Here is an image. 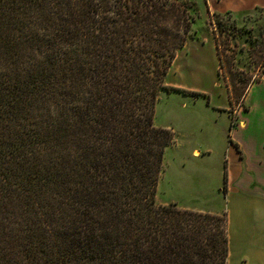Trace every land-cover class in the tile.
I'll return each instance as SVG.
<instances>
[{
    "label": "trees",
    "instance_id": "trees-1",
    "mask_svg": "<svg viewBox=\"0 0 264 264\" xmlns=\"http://www.w3.org/2000/svg\"><path fill=\"white\" fill-rule=\"evenodd\" d=\"M190 8L0 0V264H226L224 211L154 197L158 92L203 95L163 82Z\"/></svg>",
    "mask_w": 264,
    "mask_h": 264
},
{
    "label": "rangeland",
    "instance_id": "rangeland-1",
    "mask_svg": "<svg viewBox=\"0 0 264 264\" xmlns=\"http://www.w3.org/2000/svg\"><path fill=\"white\" fill-rule=\"evenodd\" d=\"M186 2L195 8L188 9L193 17L191 38L175 52L163 82L203 95L167 89L158 92L153 124L169 128L173 141L164 148L154 197L159 203L174 201L181 207L222 213V157L228 116L211 106L236 104L237 93L260 71L264 15L254 10L244 15L241 23L233 15H210L201 0ZM217 20L226 28L220 30ZM193 146H207L209 154L193 157Z\"/></svg>",
    "mask_w": 264,
    "mask_h": 264
},
{
    "label": "crops",
    "instance_id": "crops-1",
    "mask_svg": "<svg viewBox=\"0 0 264 264\" xmlns=\"http://www.w3.org/2000/svg\"><path fill=\"white\" fill-rule=\"evenodd\" d=\"M201 1L210 15H233L240 22L254 10L264 15V0ZM211 107L228 116L222 157L226 264H264V59L236 104ZM190 154L198 157L209 154V150L207 146H193Z\"/></svg>",
    "mask_w": 264,
    "mask_h": 264
}]
</instances>
